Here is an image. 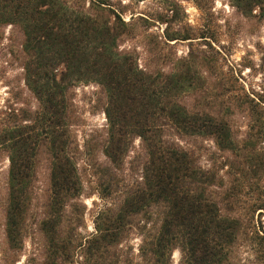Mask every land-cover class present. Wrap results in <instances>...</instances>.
<instances>
[{
    "label": "rangeland",
    "instance_id": "obj_1",
    "mask_svg": "<svg viewBox=\"0 0 264 264\" xmlns=\"http://www.w3.org/2000/svg\"><path fill=\"white\" fill-rule=\"evenodd\" d=\"M61 1L91 14L103 7L104 20L111 25L124 22L119 51L131 56L140 70L164 78L188 73L190 87L180 92L178 103L199 115L219 116L230 140L175 131L167 139L208 174L206 188L221 214L240 225L228 263L264 264V1L251 10L238 7L241 0ZM6 18L0 20V264H149L143 249L151 248L148 244L161 227L156 215L133 219L104 254L88 252L99 214L121 207L122 192L142 183L147 160L146 143L139 137L119 164L107 158L108 98L94 82L78 84L68 93L67 136L79 195L58 206L62 217L51 241L42 225L51 213V152L48 142L32 145L31 182L16 219L17 238H10L14 150L8 136L31 127L29 120L40 104L26 82L24 29ZM109 176L115 185L105 192ZM170 264H183L180 250L171 252Z\"/></svg>",
    "mask_w": 264,
    "mask_h": 264
},
{
    "label": "trees",
    "instance_id": "obj_2",
    "mask_svg": "<svg viewBox=\"0 0 264 264\" xmlns=\"http://www.w3.org/2000/svg\"><path fill=\"white\" fill-rule=\"evenodd\" d=\"M263 1L241 0L238 7L251 10ZM103 11V7L96 14L75 11L61 0H0V20H17L24 29L26 82L40 104L29 120L34 124L8 136L14 150L10 238H17L16 219L31 182L28 150L32 145L48 142L51 152V213L42 224L51 241L62 217L58 206L79 195L72 142L67 136L68 93L78 84L94 82L108 98L107 158L119 164L132 140L139 137L146 143L147 160L142 183L122 192L121 207L99 214L97 235L88 242V252L104 254L133 219L156 215L161 227L148 244L151 248L143 249V255L150 256L149 264H170L174 249L180 250L183 264H229L240 225L221 214L206 188L208 174L198 168L190 153L167 139V133L175 131L186 136L212 135L224 143L230 140L227 125L219 116L199 115L178 103L180 92L190 87L188 73L185 77L153 76L140 70L131 56L120 53L117 40L126 25L122 21L120 27L111 25ZM253 169L257 172L259 167ZM105 179L106 192L115 184L110 176Z\"/></svg>",
    "mask_w": 264,
    "mask_h": 264
}]
</instances>
